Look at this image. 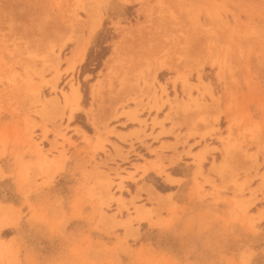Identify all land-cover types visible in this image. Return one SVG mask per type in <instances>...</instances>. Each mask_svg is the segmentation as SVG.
I'll use <instances>...</instances> for the list:
<instances>
[{
  "label": "rangeland",
  "instance_id": "1",
  "mask_svg": "<svg viewBox=\"0 0 264 264\" xmlns=\"http://www.w3.org/2000/svg\"><path fill=\"white\" fill-rule=\"evenodd\" d=\"M164 135L190 179L160 224L123 183L150 154L164 175ZM9 147L0 264H264V0H0V160Z\"/></svg>",
  "mask_w": 264,
  "mask_h": 264
},
{
  "label": "crops",
  "instance_id": "2",
  "mask_svg": "<svg viewBox=\"0 0 264 264\" xmlns=\"http://www.w3.org/2000/svg\"><path fill=\"white\" fill-rule=\"evenodd\" d=\"M169 128L170 126L168 125L164 126L165 130H168ZM158 132H159V129L155 130V134H157ZM176 132L177 130L174 131V133ZM181 132H184V131H181ZM181 140L182 139H180V142ZM72 141H74V143H77V140H73V137H72ZM193 142H198V141L196 139H190L188 140V146L193 145ZM58 143H60V141H58ZM81 146L82 145H79V148H75V147L69 148L68 146L64 147V149L67 150L65 156L69 160H67L64 163L63 171L69 169V166L71 164L78 165L81 163L82 154L79 153L80 148H82ZM120 147L123 148L122 146ZM46 148H48V145H46ZM151 148L158 150L157 153L160 156V159L158 161L162 162L164 175L158 176L155 170H150V167H152V165L148 163L157 161L156 156L150 154L151 156L148 158H145L144 159L145 161H138V162H133L130 164L129 166L130 170L128 172L133 175V179L124 181L123 185L126 188H128V186H131L133 188V190L130 191V195L126 197V199H130L132 196H135V195L140 196V199L142 201L135 202L136 205L143 206L146 209L153 208L156 214L155 216L156 222L162 224V223L167 222V220L171 217V212L175 211L176 213H178V211L182 207H186L187 205L185 198L180 199L176 195L179 191V188L182 185L186 184L190 178L186 177L184 174L175 173L173 171V169L176 168V166L179 163L176 155L181 153L182 150L187 151V147H182V146L177 145L175 139L172 136L164 135L161 138H159L156 144H152ZM123 149L125 151L128 150L127 148H123ZM175 149L177 151L176 153L174 151ZM10 150H11V147L7 149L6 155L4 156V158L0 160V182L11 179L10 183L12 184L14 191L16 193L17 184L15 181V177L18 174V166L17 164H15L14 159L10 157L9 155ZM14 152L16 151L14 150ZM56 152L57 153L53 152L52 156H47V159H52V157L57 158L59 156L58 154L59 148ZM110 152L114 154L112 151ZM192 153L194 152L192 151ZM123 155H126V154L123 152ZM183 158L184 156L181 157V160ZM24 160L28 161V157L25 156ZM116 164L118 165L119 162ZM134 165L139 166V168L137 169L134 168L133 167ZM155 165L157 164H154V166ZM142 167H144L146 170L144 171ZM111 168L116 169L117 167L112 166ZM19 172H23V170ZM149 175L159 177V181L163 185V189L161 190L157 189L155 188L153 184L145 181V178H147V176ZM111 176L114 177V174H112ZM123 177H127V174L123 175ZM59 179H61V177H58L57 182L59 181ZM37 183H39V181H37ZM116 183H118V181H116ZM140 189L142 190L138 192ZM146 191L149 192L154 197V200H155L154 204L148 205V193ZM116 196H119V194ZM121 197L124 198L123 194H121ZM31 198L32 197L30 196L29 199L31 200ZM6 205L8 206L9 204L5 203V206ZM6 231H8V228H3L0 230V239L4 240V242H9L12 239V237H14L15 235L10 237L9 239H6V238L4 239L2 237V234L3 232H6Z\"/></svg>",
  "mask_w": 264,
  "mask_h": 264
},
{
  "label": "bare ground",
  "instance_id": "3",
  "mask_svg": "<svg viewBox=\"0 0 264 264\" xmlns=\"http://www.w3.org/2000/svg\"><path fill=\"white\" fill-rule=\"evenodd\" d=\"M97 24L99 25V23H97ZM97 24H95V25L97 26ZM92 32H94V30ZM85 53H86V47L84 45H81V47L78 49V51L75 54V58L77 60L71 64V68L75 67L76 64H80V63H82L84 61ZM98 85L99 84L96 82V86H95L96 89L98 88L97 87ZM96 89L93 90V96L94 97H96V93H97L96 92L97 91ZM65 98H66V105L68 106L69 111H70V117L72 118V116L74 115V113L77 112L78 109H79L78 108V103H79V101L81 99V93L79 92V90H78L77 87H74V88H72L69 96L66 95ZM88 114L90 116H92V117L94 115L92 110H90L88 112ZM167 181H169V180H167Z\"/></svg>",
  "mask_w": 264,
  "mask_h": 264
},
{
  "label": "trees",
  "instance_id": "4",
  "mask_svg": "<svg viewBox=\"0 0 264 264\" xmlns=\"http://www.w3.org/2000/svg\"><path fill=\"white\" fill-rule=\"evenodd\" d=\"M107 56V52H105L104 54H103V58H105Z\"/></svg>",
  "mask_w": 264,
  "mask_h": 264
}]
</instances>
